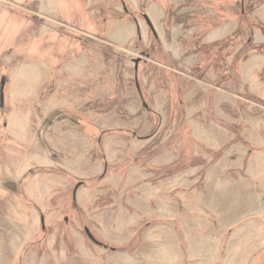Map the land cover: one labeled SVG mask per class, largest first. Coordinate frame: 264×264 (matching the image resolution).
I'll list each match as a JSON object with an SVG mask.
<instances>
[{
	"label": "rangeland",
	"instance_id": "374dc122",
	"mask_svg": "<svg viewBox=\"0 0 264 264\" xmlns=\"http://www.w3.org/2000/svg\"><path fill=\"white\" fill-rule=\"evenodd\" d=\"M260 47L264 0H0V264H264Z\"/></svg>",
	"mask_w": 264,
	"mask_h": 264
},
{
	"label": "water",
	"instance_id": "95a60500",
	"mask_svg": "<svg viewBox=\"0 0 264 264\" xmlns=\"http://www.w3.org/2000/svg\"><path fill=\"white\" fill-rule=\"evenodd\" d=\"M146 24L148 25V27L153 31V27L150 23V20L148 19V17L144 16L143 17ZM136 65H137V60H135V72H136ZM136 74V73H135ZM135 84H136V87L138 88V84H137V81L135 79ZM4 87H5V79L2 78L1 81H0V108H3V103H4ZM144 105V104H143ZM144 107L146 108V105H144ZM80 184V183H79ZM79 184H77L75 187H74V190H73V195H75V192H76V189L79 187ZM41 224H43V218L41 217ZM84 232L86 234V236L88 237V239L94 243L95 245L97 246H102L101 243L97 242L94 237L90 234L89 230L87 228H84ZM104 247V246H103Z\"/></svg>",
	"mask_w": 264,
	"mask_h": 264
},
{
	"label": "flooded vegetation",
	"instance_id": "af4514ba",
	"mask_svg": "<svg viewBox=\"0 0 264 264\" xmlns=\"http://www.w3.org/2000/svg\"><path fill=\"white\" fill-rule=\"evenodd\" d=\"M123 10L124 11H126V8H124V6H123ZM144 16H146V17H148L147 15H142V19L144 20ZM149 19V18H148ZM150 20V19H149ZM144 22H145V20H144ZM150 23H151V21H150ZM145 24H146V22H145ZM151 25H152V27H153V31L148 27V25L146 24V26L148 27V29L150 30V32L152 33V35H153V37L155 38V39H157V35H156V32H155V30H154V26H153V24L151 23Z\"/></svg>",
	"mask_w": 264,
	"mask_h": 264
},
{
	"label": "trees",
	"instance_id": "16d2710c",
	"mask_svg": "<svg viewBox=\"0 0 264 264\" xmlns=\"http://www.w3.org/2000/svg\"><path fill=\"white\" fill-rule=\"evenodd\" d=\"M237 6H239L240 7V5L239 4H237ZM215 43V42H214ZM257 50H260V51H262V53L264 52V50H263V48L262 47H260V49H257Z\"/></svg>",
	"mask_w": 264,
	"mask_h": 264
},
{
	"label": "crops",
	"instance_id": "0c3cea01",
	"mask_svg": "<svg viewBox=\"0 0 264 264\" xmlns=\"http://www.w3.org/2000/svg\"><path fill=\"white\" fill-rule=\"evenodd\" d=\"M216 40H217V39H216ZM216 40H215V41H216ZM215 41H213V42H215Z\"/></svg>",
	"mask_w": 264,
	"mask_h": 264
}]
</instances>
